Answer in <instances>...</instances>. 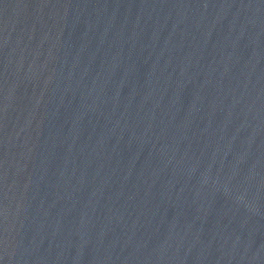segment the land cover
<instances>
[{
    "label": "water",
    "instance_id": "obj_1",
    "mask_svg": "<svg viewBox=\"0 0 264 264\" xmlns=\"http://www.w3.org/2000/svg\"><path fill=\"white\" fill-rule=\"evenodd\" d=\"M0 264H264V0H0Z\"/></svg>",
    "mask_w": 264,
    "mask_h": 264
}]
</instances>
